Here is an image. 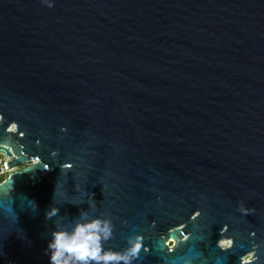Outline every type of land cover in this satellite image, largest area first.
<instances>
[{"label": "water", "instance_id": "95a60500", "mask_svg": "<svg viewBox=\"0 0 264 264\" xmlns=\"http://www.w3.org/2000/svg\"><path fill=\"white\" fill-rule=\"evenodd\" d=\"M1 154L0 264L81 211L134 264H264V0H0Z\"/></svg>", "mask_w": 264, "mask_h": 264}, {"label": "clouds", "instance_id": "9594fccd", "mask_svg": "<svg viewBox=\"0 0 264 264\" xmlns=\"http://www.w3.org/2000/svg\"><path fill=\"white\" fill-rule=\"evenodd\" d=\"M55 197V196H54ZM59 213L51 207L46 219ZM45 254L49 264H134L141 250V237H129L121 251L106 249L104 244L113 238L110 219L91 217L87 211L50 233Z\"/></svg>", "mask_w": 264, "mask_h": 264}, {"label": "rangeland", "instance_id": "374dc122", "mask_svg": "<svg viewBox=\"0 0 264 264\" xmlns=\"http://www.w3.org/2000/svg\"><path fill=\"white\" fill-rule=\"evenodd\" d=\"M6 158L4 157V155H0V180H3V179H6L7 176L14 172V171H18V170H21L22 168L26 167L27 165H29V163H25V164H22L20 166H18L17 168L11 170V171H8V170H5V162H6Z\"/></svg>", "mask_w": 264, "mask_h": 264}, {"label": "bare ground", "instance_id": "6f19581e", "mask_svg": "<svg viewBox=\"0 0 264 264\" xmlns=\"http://www.w3.org/2000/svg\"><path fill=\"white\" fill-rule=\"evenodd\" d=\"M1 155H2V154H1ZM6 163H7V161L5 162V168H4V169H5V170H8V168H7V166H6ZM220 244H221V246H224V245H225V243H223V242L220 243ZM243 259H244V258H243ZM243 263H244V262H243Z\"/></svg>", "mask_w": 264, "mask_h": 264}, {"label": "flooded vegetation", "instance_id": "af4514ba", "mask_svg": "<svg viewBox=\"0 0 264 264\" xmlns=\"http://www.w3.org/2000/svg\"><path fill=\"white\" fill-rule=\"evenodd\" d=\"M168 245H169V246H172V245H173V242H172V241H168ZM222 247H225V245L222 246Z\"/></svg>", "mask_w": 264, "mask_h": 264}, {"label": "trees", "instance_id": "16d2710c", "mask_svg": "<svg viewBox=\"0 0 264 264\" xmlns=\"http://www.w3.org/2000/svg\"><path fill=\"white\" fill-rule=\"evenodd\" d=\"M4 180V179H3ZM3 180H0V182H2Z\"/></svg>", "mask_w": 264, "mask_h": 264}]
</instances>
